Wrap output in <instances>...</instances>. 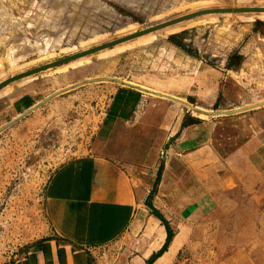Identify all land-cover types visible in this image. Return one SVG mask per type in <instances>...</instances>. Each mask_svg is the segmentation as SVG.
Returning <instances> with one entry per match:
<instances>
[{
    "label": "rangeland",
    "instance_id": "1",
    "mask_svg": "<svg viewBox=\"0 0 264 264\" xmlns=\"http://www.w3.org/2000/svg\"><path fill=\"white\" fill-rule=\"evenodd\" d=\"M262 8L264 0H0V84L196 12ZM169 46L194 57L200 66L196 104L192 99L186 103L199 111L212 110L216 95L213 112L264 111V12L201 15L4 86L0 264H17L51 236L43 202L46 185L61 166L91 155L108 99L126 85L117 77L145 84L151 69L187 71L178 63L179 51L177 65L170 68L173 56L165 49ZM185 108L205 118L206 114ZM124 132L128 131L120 130L119 135ZM124 165L150 207L151 177L136 162ZM258 204L259 208L245 204L236 220L225 221L207 241L200 240L202 231L186 230L195 240L177 261L229 264L227 254L249 243L248 249L258 252L257 263L264 264V195ZM125 236L92 250L88 264H129L136 241ZM250 237L258 239L249 241Z\"/></svg>",
    "mask_w": 264,
    "mask_h": 264
},
{
    "label": "crops",
    "instance_id": "2",
    "mask_svg": "<svg viewBox=\"0 0 264 264\" xmlns=\"http://www.w3.org/2000/svg\"><path fill=\"white\" fill-rule=\"evenodd\" d=\"M165 49L173 56L172 68L179 50ZM179 52L178 63L188 72L151 69L145 84L117 77L129 85L108 99L91 155L61 166L46 185L51 236L17 264H88L92 250L125 235L136 241L129 264H180L177 259L195 240L186 230L202 231L200 240L207 241L225 221L236 220L245 204L259 208L264 111L218 109L222 113L205 118L188 113L177 99L196 104L200 66ZM216 99L205 112H213ZM120 130L128 132L119 135ZM125 162H136L151 177L150 207ZM151 210L166 222L169 241ZM248 244L230 251L228 263L258 264V252Z\"/></svg>",
    "mask_w": 264,
    "mask_h": 264
},
{
    "label": "water",
    "instance_id": "3",
    "mask_svg": "<svg viewBox=\"0 0 264 264\" xmlns=\"http://www.w3.org/2000/svg\"><path fill=\"white\" fill-rule=\"evenodd\" d=\"M245 12H264V8H262V9H217V10H206V11L196 12V13H193V14H190V15H187V16H184V17H181V18L166 22L164 24H160V25L151 27V28L143 30L141 32H138V33H135V34H131V35L125 36L123 38H119L117 40H114L112 42L103 44V45L95 47V48H92V49L84 51L82 53H79V54L64 58L62 60H59V61L53 62L51 64L45 65L43 67L36 68V69L31 70L29 72H26V73L20 74L18 76L12 77V78L4 81L3 83H1L0 84V89L3 88L4 86H6V85H8V84H10V83H12L14 81H17V80H19L21 78H24L26 76H29V75H32V74H36L38 72H41L43 70H46V69H49V68H52V67H55V66H59L61 64L76 60V59L81 58L83 56L98 52L100 50H103V49L109 48L111 46H114V45L129 41L131 39L140 37L142 35H145V34H148V33H151V32H154L156 30H159V29H162V28L177 24L179 22L189 20L191 18H195V17L201 16V15H207V14L245 13ZM157 95H159V94H157ZM159 96H162V95H159ZM162 97H164V96H162ZM168 99H171V98H168Z\"/></svg>",
    "mask_w": 264,
    "mask_h": 264
},
{
    "label": "bare ground",
    "instance_id": "4",
    "mask_svg": "<svg viewBox=\"0 0 264 264\" xmlns=\"http://www.w3.org/2000/svg\"><path fill=\"white\" fill-rule=\"evenodd\" d=\"M187 23V22H186ZM170 27V26H169ZM180 27V26H179ZM168 29V28H167ZM169 30H171V29H169ZM147 41H148V39H147ZM139 42V41H138ZM107 79V78H106ZM109 79V78H108ZM106 81V80H105ZM114 81H116V80H114ZM108 82V81H107ZM116 82H118V81H116ZM122 84L123 83H125V82H123V81H120ZM118 84V83H117ZM125 84H128V83H125ZM129 85V84H128ZM132 85V84H131ZM9 86V85H8ZM7 87V86H6ZM137 87V86H136ZM135 87V88H136ZM142 88V87H141ZM144 89V88H143ZM6 90V89H5ZM8 90V89H7ZM7 90L6 91H4L5 93L7 92ZM11 90V89H10ZM149 90V89H148ZM9 91V90H8ZM152 91V90H151ZM3 92V93H4ZM162 94V93H161ZM4 96V95H3ZM180 103H182V104H184L185 106H187V107H189L191 110H193V111H198V112H201V113H203V114H206V115H209V114H217V113H222L221 111L220 112H204V111H199L198 109H196L195 107H192L190 104H188V103H186L185 101H183V100H179V99H177ZM262 106V105H261ZM254 107V106H253ZM248 108H251V106H249V107H246L245 109H248ZM239 110H244V109H239ZM226 112V111H225ZM232 113V112H231ZM8 125V124H7Z\"/></svg>",
    "mask_w": 264,
    "mask_h": 264
},
{
    "label": "trees",
    "instance_id": "5",
    "mask_svg": "<svg viewBox=\"0 0 264 264\" xmlns=\"http://www.w3.org/2000/svg\"><path fill=\"white\" fill-rule=\"evenodd\" d=\"M171 41V40H170ZM172 43H173V41H172ZM179 47V46H178ZM148 207H149V205H147ZM151 212H152V214L156 217V218H158L161 222H162V224L165 226V228H166V230H167V233H168V236H167V241H169V238H170V232H169V230H168V227H167V225H166V222L164 221V219L157 213V212H155L154 210H151Z\"/></svg>",
    "mask_w": 264,
    "mask_h": 264
}]
</instances>
